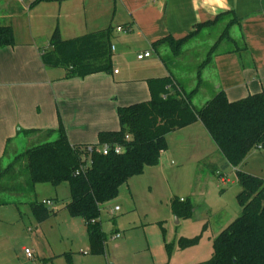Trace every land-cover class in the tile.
I'll use <instances>...</instances> for the list:
<instances>
[{
  "label": "crops",
  "instance_id": "obj_1",
  "mask_svg": "<svg viewBox=\"0 0 264 264\" xmlns=\"http://www.w3.org/2000/svg\"><path fill=\"white\" fill-rule=\"evenodd\" d=\"M223 15L232 20L227 31L234 46L214 50L199 71L201 82L214 92L223 90L229 100L264 92V0H0V26L13 30V44L0 47L2 166L11 162L5 158L8 145L14 159L29 145L55 139L59 124L72 145L95 144L100 131L117 130V108L148 100L149 79L167 75L180 79L163 59L170 53L168 39H180ZM108 26L113 27L109 72L65 77L64 69L42 64L41 51L48 47L54 29L67 39ZM165 36L167 40L157 42ZM147 50L149 56L137 58ZM203 97L201 101L209 96ZM49 129L53 130L50 135ZM166 142L157 164L130 177L113 201L136 209L129 180L137 176L152 183L167 179L173 158L180 164L178 170L184 164L211 163L220 182L230 180L219 168L231 166L200 121L169 132ZM215 152L222 156L218 162L211 156ZM193 182L189 180L188 187ZM114 206L120 210L117 202ZM113 245L115 249L123 246ZM133 247H128L129 259L113 264H199L211 255L201 260L188 247L179 249L161 241L150 244L146 239ZM177 257L181 260L174 261Z\"/></svg>",
  "mask_w": 264,
  "mask_h": 264
},
{
  "label": "trees",
  "instance_id": "obj_2",
  "mask_svg": "<svg viewBox=\"0 0 264 264\" xmlns=\"http://www.w3.org/2000/svg\"><path fill=\"white\" fill-rule=\"evenodd\" d=\"M198 28L180 39H168L174 55ZM112 38L111 26L67 39L56 28L48 47L41 51V62L44 66L64 69L65 77L109 72ZM11 44V26H0V47ZM197 80V87L203 85L210 93L200 107H195L191 100L197 87L187 93L182 82L171 75L149 79V99L118 107L119 128L100 131L95 144H70L59 124L54 140L27 146L4 167L0 162V192L31 191L38 183L52 186L66 183L70 199L65 208L70 215L88 222V252L104 254L102 207L116 198L119 188L130 177L142 173L145 166L157 164L167 147L169 132L200 121L228 166L235 169L240 185L236 198L241 212L213 237L210 257L199 264H264V179L238 169L253 149H264V92L229 100L223 90L214 92L208 83L201 82L199 75ZM52 132V129L46 131L48 135ZM104 143L117 145L121 151L115 153L111 149L102 154L100 147ZM207 166L216 170L211 163ZM0 204H4L1 199ZM29 206L37 222L52 212L41 201H32ZM170 208L177 218H189L195 206L189 199L181 201L173 197ZM198 237L181 236L176 241L177 247L195 245Z\"/></svg>",
  "mask_w": 264,
  "mask_h": 264
},
{
  "label": "rangeland",
  "instance_id": "obj_3",
  "mask_svg": "<svg viewBox=\"0 0 264 264\" xmlns=\"http://www.w3.org/2000/svg\"><path fill=\"white\" fill-rule=\"evenodd\" d=\"M231 22L230 17L223 15L215 22L199 27L179 46L177 55L170 51L171 47L168 48L170 53L163 59L178 71L181 76L178 80L182 82L185 92L197 87L198 71L208 63L214 50L234 46L227 31ZM236 44L240 45L239 42ZM203 96H210L209 89L200 85L191 97L192 101L197 102H193L195 107L205 102L201 101ZM52 140L43 139L41 142ZM10 149L11 144L7 146L5 158L12 161ZM211 156L216 162L219 157L222 159L221 154L216 152ZM168 164L171 174L167 179L152 183L145 177L137 176L129 180L136 209H130L120 201H112L102 207L100 221L105 232V256L88 252L83 219L70 215L65 208L70 199L66 183L58 187L38 183L31 191L0 192V199L4 201V204H0V264H100L97 261L113 264L114 261L129 259L128 247L145 239L150 244L161 241L171 245L174 243L177 247L176 240L181 236H199L197 243L188 248L199 253L201 260L207 259L213 237L241 212L236 198L240 185L235 172L231 167L225 170L219 168L231 181L222 183L216 170L207 166L209 163L184 164L182 170L177 169L180 164L175 158ZM238 169L264 179V149H253ZM191 179L194 182L188 187L187 182ZM1 182H4V178ZM189 188L193 191L189 192ZM180 196L191 200L196 206L189 218H176L171 211V198ZM46 199L52 202L47 206L52 212L48 218L37 222L29 204ZM115 202L120 205V210L110 213ZM116 233L120 236L113 238ZM113 243L125 246L115 249ZM25 247L32 249L31 258L24 254ZM175 260L181 259L177 257Z\"/></svg>",
  "mask_w": 264,
  "mask_h": 264
},
{
  "label": "built area",
  "instance_id": "obj_4",
  "mask_svg": "<svg viewBox=\"0 0 264 264\" xmlns=\"http://www.w3.org/2000/svg\"><path fill=\"white\" fill-rule=\"evenodd\" d=\"M117 29H118V30H122L123 28H122L121 26H118ZM149 55H150V50H147V51H144L143 53L137 55V58L141 59V58H143V57H147V56H149ZM114 72H117V70H114ZM111 149H113V151H114L115 153H118V152L121 151V149H120L119 146H117V145H111V144H108V143H104V144H102L101 147H100V151H101L102 154H107ZM180 200L182 201L183 198H180ZM41 202H42L43 204H45L46 206L52 204V202H51L49 199L41 200ZM118 209H119L118 206H114L113 209H111L110 212L117 211ZM90 222L93 223L94 220L91 219ZM87 223H88V222L84 221V224H85V225H86ZM119 236H120L119 233H116V234L114 235L113 238H117V237H119ZM23 251H24V254L26 255V257L31 258V257L33 256V251H32V249H30V248H28V247H25V248H23Z\"/></svg>",
  "mask_w": 264,
  "mask_h": 264
},
{
  "label": "water",
  "instance_id": "obj_5",
  "mask_svg": "<svg viewBox=\"0 0 264 264\" xmlns=\"http://www.w3.org/2000/svg\"><path fill=\"white\" fill-rule=\"evenodd\" d=\"M177 218V217H176Z\"/></svg>",
  "mask_w": 264,
  "mask_h": 264
}]
</instances>
